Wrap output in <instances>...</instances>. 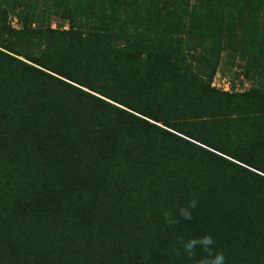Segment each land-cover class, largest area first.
<instances>
[{"label": "trees", "instance_id": "obj_1", "mask_svg": "<svg viewBox=\"0 0 264 264\" xmlns=\"http://www.w3.org/2000/svg\"><path fill=\"white\" fill-rule=\"evenodd\" d=\"M225 53L251 88L212 87ZM205 235L264 264V0H0V264H204Z\"/></svg>", "mask_w": 264, "mask_h": 264}, {"label": "clouds", "instance_id": "obj_2", "mask_svg": "<svg viewBox=\"0 0 264 264\" xmlns=\"http://www.w3.org/2000/svg\"><path fill=\"white\" fill-rule=\"evenodd\" d=\"M198 200L193 199L191 200L186 206L181 207L179 209V216L186 221H190L193 216V210L197 207ZM164 220L171 224L176 223V221L172 218L170 212H163ZM213 237L211 235H205L199 238H192L189 239L187 242H183V248L186 253L189 255L192 254L193 250L196 249L198 246L202 249L210 252V258L207 259L204 264H226V258L222 252H216L215 254H211V246L213 245Z\"/></svg>", "mask_w": 264, "mask_h": 264}, {"label": "built area", "instance_id": "obj_3", "mask_svg": "<svg viewBox=\"0 0 264 264\" xmlns=\"http://www.w3.org/2000/svg\"><path fill=\"white\" fill-rule=\"evenodd\" d=\"M242 82H247V79L241 64L237 62L232 69V74H227L225 77L221 75V69H219L213 79L212 87L222 92H243L244 90H240Z\"/></svg>", "mask_w": 264, "mask_h": 264}, {"label": "rangeland", "instance_id": "obj_4", "mask_svg": "<svg viewBox=\"0 0 264 264\" xmlns=\"http://www.w3.org/2000/svg\"><path fill=\"white\" fill-rule=\"evenodd\" d=\"M14 25V24H13ZM56 27V26H55ZM234 60V56L231 53H225L223 56V62L220 67L221 69V75L225 77L227 74H232V69L234 66H232ZM254 85L252 81L242 82L240 84V90H247L251 88Z\"/></svg>", "mask_w": 264, "mask_h": 264}]
</instances>
